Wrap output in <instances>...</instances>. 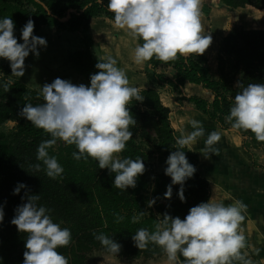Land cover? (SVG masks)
I'll return each mask as SVG.
<instances>
[{"label":"clouds","instance_id":"obj_1","mask_svg":"<svg viewBox=\"0 0 264 264\" xmlns=\"http://www.w3.org/2000/svg\"><path fill=\"white\" fill-rule=\"evenodd\" d=\"M96 2L103 4V0ZM107 9L113 13L118 28L142 40L133 50L136 63L152 58L169 61L178 55L198 56L211 43V35L202 31L201 0H108ZM14 26L11 16L0 18V58L9 61L12 76L21 77L25 58L30 52L38 57V46L46 47L47 41L33 34L31 18L20 29L22 42L14 35ZM95 68L98 71L90 74L89 85H77L57 77L41 86L42 103H25L20 109L18 115L50 135L37 146L36 160L40 163L31 167L36 171L43 168L51 179L61 176L63 166L55 155L49 154V149L57 140H62L75 146L71 154L74 160L95 159L99 168H107L114 174L112 187L126 191L136 186L138 177L145 171L141 157L118 155L133 136L130 125L136 124L127 105L130 100L142 101L144 97L137 87L129 84L114 57L99 59ZM12 83V80L0 79V87L6 92ZM237 88H240L239 82ZM225 120L233 131H250L258 141H264V83H249L240 88L232 98ZM190 124L192 130H181L176 139L178 147L167 156L163 169L171 178L164 197L171 198L172 186L180 185L177 194L182 202L183 185L196 172L182 149L196 144L205 133L201 121L191 119ZM16 125V119L11 118L3 123L8 129ZM220 136L219 131L208 132L204 148L200 150L205 158L218 152L215 144ZM25 187L18 182L13 194ZM39 200L38 194L28 195L26 202L14 209L10 221L19 232L26 234L21 264H68V257L57 249L70 244L71 230L63 227L62 222H55L50 215L52 209L38 204ZM154 203L155 198L148 201L149 206ZM246 209L247 205L239 199L227 204L209 199L190 207L183 219L165 212L154 230L138 228L131 239L138 249L149 244L159 246L166 254L167 264H253L241 251L245 237L240 226ZM3 219V206H0V222ZM122 219L117 215V221ZM138 219L139 216L133 215V222ZM93 235L110 253L119 252L121 245L112 237L102 232Z\"/></svg>","mask_w":264,"mask_h":264},{"label":"trees","instance_id":"obj_2","mask_svg":"<svg viewBox=\"0 0 264 264\" xmlns=\"http://www.w3.org/2000/svg\"><path fill=\"white\" fill-rule=\"evenodd\" d=\"M107 3L108 0H103V4L96 0H0V18L11 16L15 22L14 35L18 42H22L20 29L29 18L34 21L35 35L43 26L86 34L84 48L70 53L68 60L89 84L90 74L98 71L95 64L99 60L93 57L91 51L94 46L90 34L91 22L103 18L98 21L103 22L102 27L106 26L105 19L114 22L113 13L107 9ZM221 3L232 10L248 7L264 10V0H221ZM216 60V79L211 77L209 60L200 54L188 57L178 55L176 59L169 61L152 58L149 60L152 72L147 70L146 76L160 84L165 78L156 72L158 66L175 68L176 82L171 81L175 89L179 91L186 83H190L208 90L213 96L211 102L196 95L190 96L188 101L196 111L207 116L219 127L231 129L225 116L229 113L236 92L249 83H264V28L246 29L245 26L237 24L223 37ZM6 71L11 73L10 68ZM0 79L9 80L5 76H0ZM12 81L7 92L0 87V126L9 118L17 121L10 140L0 132V206H3L4 211V219L0 222V264H21L24 258L26 234L19 232L10 221L15 214L14 209L26 202L27 196L32 194L40 196L38 204L52 209L50 215L55 222H62L63 227L70 228V244L57 249L68 257V264H88L94 251L110 253L94 239L93 234L100 232L118 242L121 247L117 254L129 261L140 258L152 260L165 254L155 244L138 249L131 236L141 227L154 230L155 224L165 212L183 219L190 207L209 200L210 183L198 169V154L184 146L182 150L196 168L194 175L183 185L184 201L177 194L180 185L172 186L171 198L164 197L166 185L171 180L164 171L159 173L151 195L147 194V178L155 168L154 160L166 159L178 147L176 139L179 137L170 120L171 110L163 104L157 88L150 87L139 91L144 99L130 100L127 105L136 124L130 125L133 136L126 142L120 157H141L145 171L138 177L134 188L129 187L122 191L112 187L114 174H110L107 168H99L93 158L87 161L74 160L71 154L75 146L67 145L62 140H57L49 149V154L55 155L63 166L61 176L51 179L44 173L43 168L36 171L31 167L40 163L36 160L37 146L41 141L50 138V135L18 113L25 103L37 105L43 102V97L20 81ZM238 82L240 88H237ZM237 132L246 137V140L249 139L251 144L253 141L255 147H264V141H258L250 131ZM136 137L139 142L135 140ZM246 149L250 148L246 145ZM18 182L26 187L13 194ZM152 198H155V203L149 206L148 201ZM141 211L143 215H140ZM117 215L123 219L117 221ZM133 215L139 216L137 222L132 221ZM244 244L248 246L246 240Z\"/></svg>","mask_w":264,"mask_h":264},{"label":"crops","instance_id":"obj_3","mask_svg":"<svg viewBox=\"0 0 264 264\" xmlns=\"http://www.w3.org/2000/svg\"><path fill=\"white\" fill-rule=\"evenodd\" d=\"M246 9L232 10L224 6L221 0H201L202 31L211 35L212 39L209 47L200 55L205 56L209 63L212 57L218 54L223 37L229 33L234 24H237L230 20L229 13L233 17V13H240ZM247 14L250 15L249 12ZM99 20L103 18L94 19L91 22L90 32L95 44L91 51H100L98 55L100 59L114 57L117 67L124 70L129 84L137 87L138 91L150 87L157 88L158 84L146 76L147 70L152 72L149 61L143 63L134 61L133 50L140 40L134 39L126 29L118 28L114 22H108L107 19H105L106 26L102 27L103 22H98ZM122 57L124 59H121ZM161 67L172 70L171 66L163 65L156 70L159 74ZM181 91H186L189 96L196 95L206 98V95H209L213 99L208 90L198 85L186 83L184 87H181ZM159 94L163 104L171 110L170 120L179 136L181 130H192L191 119L201 121L205 128L204 135L198 138L196 144L186 145V147L195 151L199 156L198 169L210 183L209 199L225 204L239 199L247 205L245 219L241 222L240 230L248 246L244 244L241 251L252 260L253 264H264V164L250 152L251 149H246V137L241 136L239 132L219 127L207 116L196 111L192 103L191 107L177 108V103L171 98H163V94L160 92ZM212 130L221 133L219 141L215 144L218 152L205 158L200 150L204 148V140L208 132Z\"/></svg>","mask_w":264,"mask_h":264},{"label":"rangeland","instance_id":"obj_4","mask_svg":"<svg viewBox=\"0 0 264 264\" xmlns=\"http://www.w3.org/2000/svg\"><path fill=\"white\" fill-rule=\"evenodd\" d=\"M248 12L250 15L247 14ZM229 18L235 23H240L243 26V23H245V25H247V28L245 27L246 29L264 28V10H258L255 8L248 7L243 12L241 11L240 13H233V17L229 13ZM237 24H234L231 29H233V27ZM36 35L45 38L47 41V45L46 47L38 46V57L34 56L30 52L29 55L25 58L24 75L21 77H17L12 76V73H6L7 68H10L9 61L7 59L0 58V76H5L9 80H18L21 83L25 84L28 88L35 90L39 93L43 84L51 83L53 79L57 77L70 80L72 83L77 85L80 83H83L86 86L89 85L86 83L85 79L76 72V70L68 60L70 53L75 50L84 48L83 43L85 41L86 34L81 32L71 33L66 32L64 30H60L56 27L52 28L48 26H43L42 29ZM99 53L100 51H92V55L95 59H100V57H98V55H100ZM217 55L212 57L213 59H211V63H209V66L212 69L211 77L213 79L218 78V62L216 60ZM121 59L124 58L122 57ZM160 66L163 65H159L158 67ZM160 72V74L164 76L165 81L157 85V90H160L159 92L163 94V98H171L174 102L177 103V108H180L181 106L185 108L191 107V103L188 101V98L190 97L189 94L186 91H177L172 85L173 81L176 82L177 70L173 67L172 70L161 67ZM169 95L173 97H170ZM209 97V95H206V98H208V100H212V97ZM164 102H166L165 99ZM13 131L14 127L8 129L3 127V125L0 126V132L3 133L8 140L11 139ZM150 132L154 136L153 131L150 130ZM135 140L139 142L138 137H136ZM250 142L251 141H249V139L246 140V145L251 149L250 152H252L253 155L257 157V159H259L262 164H264V147L257 148L255 147V145H253V141L252 144ZM118 155L120 156V153ZM165 161L166 159L164 158H157L156 160H154L155 168L151 173H149L147 178L148 195H151L152 191L155 189L156 179L159 173L163 171ZM156 215L159 216L157 213ZM165 257L166 254H163L161 257L152 260H145L143 258H140L134 261H129L119 254L114 255L112 253H106L104 251H94L90 255L88 264H101L106 258H111L115 261L127 262L129 264H152L153 262H155V260L164 259Z\"/></svg>","mask_w":264,"mask_h":264},{"label":"water","instance_id":"obj_5","mask_svg":"<svg viewBox=\"0 0 264 264\" xmlns=\"http://www.w3.org/2000/svg\"><path fill=\"white\" fill-rule=\"evenodd\" d=\"M101 264H129L127 262H122V261H115L113 259H104L103 262ZM152 264H167V258L165 257L164 259H159V260H155V262H153Z\"/></svg>","mask_w":264,"mask_h":264}]
</instances>
